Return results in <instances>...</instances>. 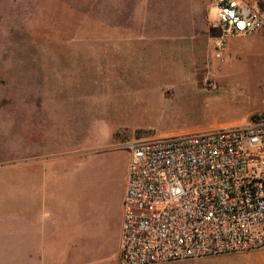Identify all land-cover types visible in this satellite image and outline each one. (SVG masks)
I'll list each match as a JSON object with an SVG mask.
<instances>
[{"label": "rangeland", "instance_id": "374dc122", "mask_svg": "<svg viewBox=\"0 0 264 264\" xmlns=\"http://www.w3.org/2000/svg\"><path fill=\"white\" fill-rule=\"evenodd\" d=\"M242 1L264 13V0ZM173 7L174 3L167 5L170 13ZM209 7L208 20L215 25L216 0ZM179 8L183 11L184 6ZM103 11L91 9L86 0H0V128L7 127L5 135L0 136V148L5 151L0 157V169L5 170L4 182L0 183V264L41 262L37 256L18 255L19 230L14 225L20 217L51 220L42 226L48 243L54 252L65 256L52 258L54 262L62 263L67 253L76 252L79 257L71 260L120 264L121 201L129 166L126 144L156 134L238 125L264 114L263 40H258L254 48L250 43L256 40L246 42L250 49L246 47L244 56L228 57L223 52L217 58L218 26L213 61L198 64L191 79L183 81L163 80L162 71L151 74V80L143 83L151 87L152 96H144L139 93L148 90L136 83L129 88L126 81L115 82L114 88L111 81H102L93 58L108 56L109 48L96 49L93 34L79 41V23L85 18L89 22L99 19ZM257 32L264 36V30ZM164 83L165 88L160 89ZM51 89L54 105L51 117L43 109L44 121L28 106L43 104ZM21 107H28L23 114L29 124L18 125L15 119L22 114L12 110ZM46 124L49 128L45 137L50 134L53 142L59 139L60 125H64V146L69 150L64 170L60 169L57 179L35 177L48 179L46 190L41 183L34 184V189L29 184L15 190L14 167L21 162L15 159L19 138L24 147L33 138L41 141ZM24 147L20 157L27 155ZM45 152L39 154L41 161H45ZM37 231L31 233L36 235ZM162 264H264V246Z\"/></svg>", "mask_w": 264, "mask_h": 264}, {"label": "built area", "instance_id": "2783aa9c", "mask_svg": "<svg viewBox=\"0 0 264 264\" xmlns=\"http://www.w3.org/2000/svg\"><path fill=\"white\" fill-rule=\"evenodd\" d=\"M226 39L264 30V13L242 0H216ZM118 256L162 264L264 246V114L238 125L134 139Z\"/></svg>", "mask_w": 264, "mask_h": 264}, {"label": "crops", "instance_id": "0c3cea01", "mask_svg": "<svg viewBox=\"0 0 264 264\" xmlns=\"http://www.w3.org/2000/svg\"><path fill=\"white\" fill-rule=\"evenodd\" d=\"M91 9L104 10L101 16L89 22L83 19L76 33L79 35V41L83 42L86 39V34H93L92 38L96 49L109 48V54L95 56L93 64L95 71L102 77V81L108 80L112 84L115 82L126 81V86L129 88L138 86L142 88L139 95L152 96L151 87L146 81L151 80V74L164 75L163 80H187L191 79L195 74V68L198 64L207 62L209 59L213 61V46L214 40L219 37L220 30L217 23L211 24L208 20V12L213 0H86ZM174 3L172 12L168 11L167 5ZM181 3V5H180ZM177 5V6H176ZM179 6H184L187 11H182ZM105 11L108 14L104 13ZM177 12V17H175ZM87 15L84 14V17ZM255 41L253 44L250 41ZM258 40L264 41V36L256 32L251 36H232L227 41V47L224 51V56L240 57L245 55L246 47L250 49V43L253 47ZM251 47V48H252ZM254 48V47H253ZM103 53V51H102ZM254 55V52L251 56ZM84 58V62H85ZM152 66V67H150ZM152 69V71H150ZM154 75V76H155ZM170 75L171 77H166ZM186 75V78H185ZM189 76V77H188ZM194 78V77H193ZM157 81V77H155ZM136 83V85H135ZM135 85V86H134ZM114 88L116 85H114ZM161 86V85H160ZM165 88V83L160 89ZM47 91L49 96H45L44 103L40 105H31L33 113L41 115L44 120L42 111L47 112V117L51 113L54 102L52 103V91ZM15 108L12 112H19L22 116L15 118L18 125H26L27 116L23 113L28 112L26 108ZM5 112V111H3ZM6 112H11L7 110ZM50 113V114H49ZM45 121V120H44ZM29 124V122H28ZM39 127V126H38ZM37 127V128H38ZM60 127L64 129V125ZM7 127L0 128V136H4ZM33 128H35L33 126ZM49 125L46 124L42 140L33 138L23 141L28 142V146L24 147L20 143L15 150V159L21 161L14 167V189L23 188V185H31L34 189V184H45L46 180H35V177L59 178L61 176L60 169H63L64 162L67 159L69 150L64 146L65 137L63 129H61L59 139L53 142L46 135ZM58 130V129H57ZM157 136L167 135L156 134ZM53 144V145H52ZM21 147L27 152L25 156H19ZM28 148V149H27ZM45 152V161L39 158L42 152ZM5 154V151L0 148V157ZM19 154V155H18ZM24 155V154H23ZM36 155V156H35ZM19 157V158H18ZM29 160V161H28ZM28 161V162H26ZM24 162V163H23ZM30 165V168H26ZM35 166V167H34ZM43 169L36 173L37 169ZM20 169L21 172L17 170ZM5 170L0 169V183L4 182ZM26 186V187H27ZM123 200V199H122ZM18 201V200H17ZM19 202V201H18ZM19 203H22L21 201ZM33 207V203L29 205ZM18 207V203H17ZM21 207V206H19ZM22 208H24L22 206ZM21 208V210H22ZM23 213L21 214V216ZM121 216H122V201H121ZM120 216V225H121ZM51 222L48 218H17L15 219V230H19V235L16 238L19 241V253L22 256H37L41 258L40 264H88L78 258L74 253H67V259L63 262H54L61 258V252H54L48 243L46 229L44 228ZM44 226V227H42ZM41 227L40 234L38 228ZM36 229L37 234L31 233V230ZM120 231V226H119ZM120 234V232H119ZM30 247L29 249H27Z\"/></svg>", "mask_w": 264, "mask_h": 264}]
</instances>
